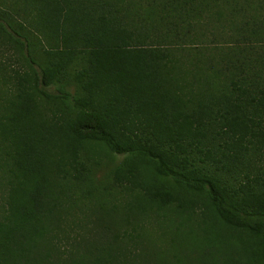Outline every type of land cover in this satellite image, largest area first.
I'll use <instances>...</instances> for the list:
<instances>
[{"label": "trees", "instance_id": "1", "mask_svg": "<svg viewBox=\"0 0 264 264\" xmlns=\"http://www.w3.org/2000/svg\"><path fill=\"white\" fill-rule=\"evenodd\" d=\"M0 264H264V0H0Z\"/></svg>", "mask_w": 264, "mask_h": 264}, {"label": "rangeland", "instance_id": "2", "mask_svg": "<svg viewBox=\"0 0 264 264\" xmlns=\"http://www.w3.org/2000/svg\"><path fill=\"white\" fill-rule=\"evenodd\" d=\"M150 225L153 226L154 223H151ZM141 249L142 252L138 256L137 258L138 260L144 259L146 262H157L159 261V259H161L160 256L161 251L159 248H157L156 245H152L148 243L147 245L143 246Z\"/></svg>", "mask_w": 264, "mask_h": 264}]
</instances>
